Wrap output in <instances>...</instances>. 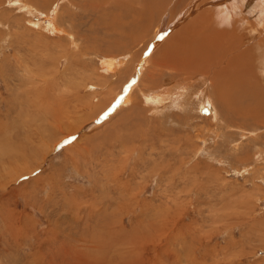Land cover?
I'll return each mask as SVG.
<instances>
[{"label": "rangeland", "instance_id": "rangeland-1", "mask_svg": "<svg viewBox=\"0 0 264 264\" xmlns=\"http://www.w3.org/2000/svg\"><path fill=\"white\" fill-rule=\"evenodd\" d=\"M228 2L239 29L212 26L214 41L253 49L246 64L255 62L263 89L231 90L209 119L196 109L197 92L211 86L200 72L189 88L177 75L151 85L142 70L125 80L141 51L160 67L175 62L165 54L180 41H203L198 11L158 49L143 41L158 20L175 19L164 20L168 4L130 34L127 22L142 17L136 0H0V264H264V17L261 3ZM107 59L121 64L104 73ZM162 84L178 88L182 107L150 111L141 92ZM124 97L133 98L121 106ZM168 113L173 121L158 120ZM147 133L150 143L136 139ZM158 140L168 144L152 149Z\"/></svg>", "mask_w": 264, "mask_h": 264}, {"label": "bare ground", "instance_id": "bare-ground-1", "mask_svg": "<svg viewBox=\"0 0 264 264\" xmlns=\"http://www.w3.org/2000/svg\"><path fill=\"white\" fill-rule=\"evenodd\" d=\"M136 1L139 4V6L136 7L138 9L137 15L139 13H141L142 17L137 22H132L130 20L127 22V23H131L132 26H134L132 28H131V26H129V29H127L129 32L132 31L133 29H135L136 28L135 26H138V27H139V25L144 26L145 22H147L149 19L151 20V18H149L151 15V13H150L151 10L154 11L157 9L156 15H160V12H161L160 7L163 6L164 4H168L169 10H171L168 13L170 15H167L166 17H164V20L166 21L169 18L170 19L175 18L172 21V23H170V25L166 22L161 24V23H159V20H158V24L155 28L160 29V30L159 31L156 30V32H152L154 34L151 36V38L148 39V41H145V42L143 41V46L145 43L146 44L150 43L149 44L150 46H151V44L154 46H156L157 44H160V46L158 47V49H159L163 44L169 42V41H164V40L160 41V40H162L161 36H164L166 34L167 30L169 31L173 27L178 26V24H180V23L182 24L184 22V20L189 15H191L192 13H195L197 11L199 12V14L196 16V20L200 21L203 29L207 33H209V35L205 39H203V41H201V40L200 41H180L178 48H176V46H175V48H173V50H171L165 54L167 58L172 57L173 55L176 56L175 62L172 63L171 60H167V61L165 60L166 62L164 63V65H162L160 67L159 66L157 67L156 65H154L155 62H152L153 61V59L151 60L152 54L149 56V53L147 52L144 55L142 54L143 57H141L140 53L144 52V51H141L138 54L139 56L137 55V57L135 59L136 63L134 61V65H135V67L133 68L134 70L130 69V72L128 74L129 77L127 79H125V80H127V82L132 83L133 81H135L134 79H136L137 73L142 70V71H144L142 73H144V76L146 75V77H147V73H149V83L151 85L154 83L157 84L159 79H160V76H162V77L165 76L167 79H169L168 77L172 78V77L177 75V77H179L178 79L180 80V83L183 84L184 86H188L187 88H189L191 85L193 86V83H194V81L192 83L189 80L191 78H193L198 72H200V76H199L200 78L197 77V78H199V81H202L204 84L210 82L211 86L209 88L207 86H205L203 89H199V91L197 92V95L195 97L197 99L196 109H199L200 113H202L203 116L205 115L204 117H207V118L209 117V119H211V117H212L211 107L213 106V112L216 109L218 110V108L222 109L224 102L227 101V99L225 97L230 94L231 90L241 91V92H247V91L253 92L257 88L263 89V86H262L263 84L261 82L260 83L258 82V84H257L256 77H258V76L254 75V73H253V67H254L255 62H253L250 66L246 64L248 56H251L252 61H253V58L255 59L256 53L254 52L255 54H253V49H252V51L250 50V52H252V53L247 54V53H245L247 51V50H245L247 48L246 46H245L246 48L244 47L245 52L241 50V48L243 46L242 44H244L243 41H239V43H236L233 46H231V44L226 45L225 41H214V39H216L215 34H217V33H215L216 31L212 30V26H216L218 24V26H220V25H223V27L227 26L228 29H236V27L238 25V29H239V24L233 23L232 16L229 14L228 8H226L227 7L226 3L229 0H190L188 2V5L186 7H184L183 9H180V6L177 5L179 0H143V1L136 0ZM180 1H183L185 3L187 2V0H180ZM230 1H232V2H230V3L228 2V4L239 5V7H242L245 9H247L251 6H256L257 4L261 3L260 6L262 8V11H261V14L257 13V17H260V20L263 19V17H264V0H230ZM110 4H111V2H110ZM25 7H26V4H25ZM234 8H236V6ZM100 9H98V10H100ZM251 9H253V8H251ZM38 14H40V13H38ZM119 14H117L116 16H119ZM121 14H123V13H121ZM41 16H43V15H41ZM50 16L51 15H48V18H50ZM133 16H136V15H133ZM111 18L112 17H110V19ZM160 18H161V16H160ZM41 19H43V17L36 18V20L38 22ZM40 22H42V21H40ZM98 23H99V20L97 19L96 25ZM242 23L244 24L245 22H242ZM263 23L264 22L262 21L260 24H263ZM48 24L51 25V23H48ZM52 26H53V28L56 29L54 24H52ZM104 26H107V25H104ZM147 27L148 26L145 25V27L144 28L141 27V29L145 30V28H147ZM262 27L264 28V26H262ZM107 28H108V26H107ZM114 29L115 28H113V30ZM250 29H249L250 32H247L246 30H244V31H246L245 33H247L249 36H254L255 34L253 35V33H256L257 30L255 29V27H250ZM222 31L223 30L221 29L220 32H218V33L220 34V33H222ZM253 31H255V32H253ZM182 33H183V30L179 31V34H182ZM213 33H214V35H213ZM130 34H131V32H130ZM170 37H171V35H170ZM150 39H152V41L149 42ZM168 39L169 38H167L166 40H168ZM219 39H222V36L219 37ZM153 41H155V43H152ZM255 43L256 42L254 41V44ZM259 45H258V47H259ZM189 47H191V49H189ZM252 47H253V44H252ZM256 47H257V45H256ZM151 48L149 50H151ZM197 48H200V50H196ZM146 49H147V46H146L145 50ZM259 49L261 50V46L259 47ZM262 49H263V47H262ZM256 52H258V51H256ZM136 54L137 53H135V56H136ZM228 54L232 56L231 59L228 57ZM146 57H147V60L144 61V59ZM131 61L133 62L132 57H131ZM169 62H171V64ZM143 63L145 64L144 67L142 66ZM120 64L121 63L120 62L118 63L117 60H115V61H112L110 59H107L105 61L102 60L101 61V71L104 73L114 72L115 71L114 67H118ZM150 65L153 66L152 70L149 69ZM141 67H143V69ZM260 75L262 76V79L264 80V71ZM259 78L260 77H258V81H259ZM176 85L178 86L179 84H176ZM166 87H167L166 85L162 84L160 87L158 86L156 88L155 87L151 88L148 93L147 92H141V95L143 96L144 102H146V103L150 102V105H151L150 111L153 110L152 107L156 103H157V106H156L157 111L159 109H161L162 104H164L163 109H166V107L169 105L170 101L175 102V104L173 106H181L182 107L184 105V104H181L182 102H180L179 98H173L176 96L175 90H177L178 88L176 87L175 89L170 90L171 91L170 93H165L166 92L165 90L167 89ZM93 88L96 89L94 86H93ZM218 91H221V92H218ZM111 92H113V91H111ZM120 93H121V91H119L116 95L118 96V94H120ZM116 95L112 98L113 100H115L117 98ZM259 95L262 96V100L260 102H258L257 105L264 111V95L262 94V92H259ZM178 97H180V96H178ZM257 97L258 96H256V94L249 95L247 100H249V102L250 101H256ZM130 98L124 97V99L121 103L122 104L121 106H124L125 103L126 104L129 103ZM120 100L121 99L119 97L118 103L120 102ZM181 100H182V98H181ZM186 101L189 103V99H187ZM135 102H136L135 104L137 105V107L139 109L140 104H141V99L140 100L138 99ZM192 103H194V102L192 101ZM165 104H166V106H165ZM189 104H191V103H189ZM134 107L135 106H133L132 112L135 115L136 112L134 110ZM169 110H171V109H168V111ZM107 111L109 112V109ZM164 111H166V110H164ZM218 112H219V110H218ZM218 112L215 111L214 114L218 115ZM162 114H164V113H162ZM245 114H247V113H245ZM249 114H250V112H249ZM249 114H247V116ZM174 116H175V113H168L164 116H160L157 118L161 122L168 121V123H169V121L174 120L173 119ZM169 119H172V120H169ZM191 119L192 118L189 116H188L187 120L185 118V124L184 125L191 124V123H188V121H190ZM258 119H260V118H258ZM100 121L101 120L98 119L94 123L97 124ZM173 123H176V122H173ZM217 123H218V121H217ZM260 123L264 125V113L261 114ZM161 125H162V123H161ZM134 126H137V125H134ZM158 126H159V124H158ZM190 127H193V126L191 125ZM134 130H135V128L133 129V131ZM136 139L142 140V141H144V143L148 142L149 141L148 133L144 134L141 137L137 136ZM177 140L179 141V138H177ZM124 141H125V139L122 140V142H124ZM148 143H150V142H148ZM167 144H168V142H164L163 140H161V141L158 140V143H152V149H157L159 147L166 146ZM260 149L261 150H259V151L262 153V159H263L264 151H262L263 150L262 148H260Z\"/></svg>", "mask_w": 264, "mask_h": 264}]
</instances>
